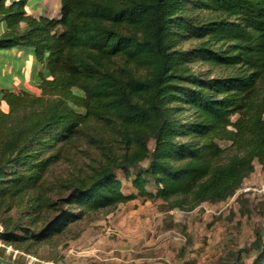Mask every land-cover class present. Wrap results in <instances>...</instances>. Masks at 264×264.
<instances>
[{
  "label": "trees",
  "instance_id": "obj_1",
  "mask_svg": "<svg viewBox=\"0 0 264 264\" xmlns=\"http://www.w3.org/2000/svg\"><path fill=\"white\" fill-rule=\"evenodd\" d=\"M58 1L56 16L36 17L28 0H0V50L28 48L41 64L39 93L0 89V211L28 196L32 212L30 223H6L1 242L40 243L138 197L190 211L264 167V0ZM188 38L193 47H177ZM192 60L217 75L190 70ZM82 138L99 150L96 165L48 186L50 165ZM56 187L68 197L52 200ZM253 246L260 264V232Z\"/></svg>",
  "mask_w": 264,
  "mask_h": 264
},
{
  "label": "rangeland",
  "instance_id": "obj_2",
  "mask_svg": "<svg viewBox=\"0 0 264 264\" xmlns=\"http://www.w3.org/2000/svg\"><path fill=\"white\" fill-rule=\"evenodd\" d=\"M51 1L47 7L57 9L59 1ZM196 42L192 38L179 39L177 47L190 48ZM18 49L31 53L28 48ZM0 54L10 56L4 49ZM0 61L10 71L19 62L15 56ZM120 64L121 59L117 58L114 66ZM186 64L202 77L217 75L206 62L192 60ZM4 84L8 85L7 81ZM30 85L40 92L35 84ZM14 88L21 91L18 86ZM218 143L226 147L229 141ZM148 146L153 148L152 138ZM99 154L86 139L77 140L50 165L46 184L56 185L63 179L77 182L96 165ZM147 164L148 159L141 162L143 167ZM116 175L123 192L133 190L120 169ZM147 187L154 188L152 181ZM70 191L69 187H56L47 195L54 200L68 197ZM27 197L21 203L16 202L11 210L0 211V231L11 221L30 223L32 212ZM165 205L160 199L138 197L119 203L108 213L87 211L82 219L70 221L64 232L40 243L12 245L0 240V255L20 264H258L259 248L253 246V240L257 232L264 237V167L258 163L255 162L254 171L244 178L240 188L224 201L203 202L190 211L167 209ZM53 215V211L42 212L37 225ZM260 264H264V258Z\"/></svg>",
  "mask_w": 264,
  "mask_h": 264
},
{
  "label": "crops",
  "instance_id": "obj_3",
  "mask_svg": "<svg viewBox=\"0 0 264 264\" xmlns=\"http://www.w3.org/2000/svg\"><path fill=\"white\" fill-rule=\"evenodd\" d=\"M49 2L52 1L28 0L27 10L29 11V13L36 17H39L41 15L47 17L56 16L59 7L53 10L49 9V7H47V3ZM4 50H8L10 56H15L16 60L19 62L15 64L16 68L15 66H13L14 69L10 71V67H6V64L1 65L0 61V80L2 82L0 83V89L5 88L17 92L14 86H18V90H28L37 94L38 92H36V90L30 88L32 87L30 84H35L37 86L38 71L41 69V64H39L35 60L34 55L32 53H27L23 50L18 49V47H13ZM10 56H7V54H0V60L2 59L6 61L7 57ZM19 58L22 60V62L19 60ZM17 72L21 73V75H17ZM6 77H8L9 79H5ZM6 81L8 85L4 84L6 83Z\"/></svg>",
  "mask_w": 264,
  "mask_h": 264
},
{
  "label": "water",
  "instance_id": "obj_4",
  "mask_svg": "<svg viewBox=\"0 0 264 264\" xmlns=\"http://www.w3.org/2000/svg\"><path fill=\"white\" fill-rule=\"evenodd\" d=\"M0 263H2V264H20V263H17V262H14V261L2 258V257H0Z\"/></svg>",
  "mask_w": 264,
  "mask_h": 264
}]
</instances>
